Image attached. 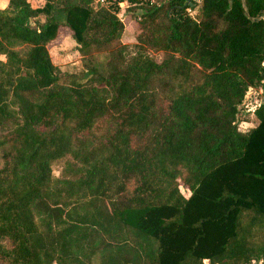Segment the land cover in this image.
Segmentation results:
<instances>
[{"label":"trees","instance_id":"16d2710c","mask_svg":"<svg viewBox=\"0 0 264 264\" xmlns=\"http://www.w3.org/2000/svg\"><path fill=\"white\" fill-rule=\"evenodd\" d=\"M40 1L0 8V264H264V102L245 130L237 111L264 90V0ZM119 2L135 5L132 51ZM60 28L103 54L104 91L58 82Z\"/></svg>","mask_w":264,"mask_h":264},{"label":"rangeland","instance_id":"374dc122","mask_svg":"<svg viewBox=\"0 0 264 264\" xmlns=\"http://www.w3.org/2000/svg\"><path fill=\"white\" fill-rule=\"evenodd\" d=\"M28 1L32 6L37 7L42 5V1L40 0ZM63 1L64 0H56L57 3H62ZM78 1L83 2L82 0ZM161 1L164 0H154L155 3H160ZM192 1L196 4L199 0ZM109 2H113V0H110ZM119 3L121 4V7L120 5H118L117 16L119 20L121 22L123 21L125 24L120 41L122 44H125V46H128V51H132L134 50L132 45L134 42L132 41L131 34V8L135 5L128 2ZM2 5L3 1L0 0V6ZM88 5L92 8H95V6L97 5V0H90ZM137 12L138 10L134 11V13ZM187 12L190 16L195 17L196 7L187 9ZM124 16L126 17L124 18ZM160 16H162V13L159 15V17H157L156 20H154L153 24L151 25L155 36H159L157 37L158 43L154 47L147 49L148 54L156 61H160L163 57V51L159 42L160 35L162 34L163 30V23H161L162 19L160 18ZM43 20L44 16L42 14H39V16L36 17L34 22L41 23L43 22ZM68 34L69 33L66 28H60L56 38L47 45L51 63L54 67L57 76H59L58 82L61 84L65 83L64 77L73 75L79 80H81L82 83L84 82L90 84L92 86L97 87L99 90L104 91V88L99 85V76L106 74L103 54L101 52H97V50L95 49V44H92L89 49V54L81 55L77 47L78 45L67 36ZM64 36L67 37L63 38ZM15 48L24 50L25 47L23 44H19ZM90 59L92 60V66L97 70L96 72L92 73L87 70L86 65L87 62L89 63ZM261 99H264V90L256 88L255 92L250 94V97L245 102V104L241 105L242 108L240 109V117L242 118V120L238 124L240 130H245L249 128V126H253L255 124V119H253L251 111L255 106L258 105ZM7 106L12 118H14L17 112V106L12 102L11 99L8 100ZM242 121H246L247 123H241ZM111 127L112 123H108V129H110ZM11 130V118L0 123V137L9 134ZM4 150V147H0V164L1 154ZM74 166L76 165L73 160L67 156L64 159L54 161L51 165V172L52 175L55 177H69L74 171ZM179 189L184 195L188 194L187 190H185L184 188L180 187Z\"/></svg>","mask_w":264,"mask_h":264},{"label":"water","instance_id":"95a60500","mask_svg":"<svg viewBox=\"0 0 264 264\" xmlns=\"http://www.w3.org/2000/svg\"><path fill=\"white\" fill-rule=\"evenodd\" d=\"M189 5H191V3H189ZM30 27H31V28H34L33 25H30ZM253 92H254V89H252V88H249V89L247 90V92L245 93L244 100L242 101V105L245 104V102L249 99L250 94L253 93ZM260 102H262V100H261ZM240 108H241V106H238V107H237V111H239Z\"/></svg>","mask_w":264,"mask_h":264},{"label":"built area","instance_id":"2783aa9c","mask_svg":"<svg viewBox=\"0 0 264 264\" xmlns=\"http://www.w3.org/2000/svg\"><path fill=\"white\" fill-rule=\"evenodd\" d=\"M119 5L121 6L120 3H119ZM203 264H206V260H203ZM246 264H263V261H262V259L251 260L250 262H248Z\"/></svg>","mask_w":264,"mask_h":264},{"label":"crops","instance_id":"0c3cea01","mask_svg":"<svg viewBox=\"0 0 264 264\" xmlns=\"http://www.w3.org/2000/svg\"><path fill=\"white\" fill-rule=\"evenodd\" d=\"M1 1H3V5L2 6H0V8H2V7H4L5 6V4H6V0H1ZM254 92H255V90H254ZM262 100V102H264V99H261ZM260 100V101H261ZM254 109V108H253ZM252 109V110H253ZM252 112V111H251ZM253 117V116H252ZM254 119V118H253ZM241 123H247L246 121H242ZM249 127H251V126H249Z\"/></svg>","mask_w":264,"mask_h":264}]
</instances>
